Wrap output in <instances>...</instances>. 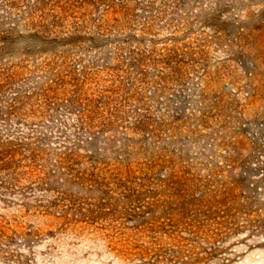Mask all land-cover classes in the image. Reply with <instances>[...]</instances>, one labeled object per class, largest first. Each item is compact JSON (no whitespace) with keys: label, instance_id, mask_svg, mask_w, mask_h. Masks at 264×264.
<instances>
[{"label":"rangeland","instance_id":"374dc122","mask_svg":"<svg viewBox=\"0 0 264 264\" xmlns=\"http://www.w3.org/2000/svg\"><path fill=\"white\" fill-rule=\"evenodd\" d=\"M0 264H264V0H0Z\"/></svg>","mask_w":264,"mask_h":264},{"label":"trees","instance_id":"16d2710c","mask_svg":"<svg viewBox=\"0 0 264 264\" xmlns=\"http://www.w3.org/2000/svg\"><path fill=\"white\" fill-rule=\"evenodd\" d=\"M10 154V150L7 148L3 152L0 153V159H2V156Z\"/></svg>","mask_w":264,"mask_h":264}]
</instances>
